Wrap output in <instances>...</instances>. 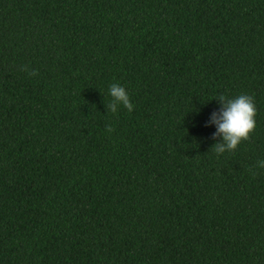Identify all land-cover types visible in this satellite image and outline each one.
Instances as JSON below:
<instances>
[{
  "label": "trees",
  "instance_id": "trees-1",
  "mask_svg": "<svg viewBox=\"0 0 264 264\" xmlns=\"http://www.w3.org/2000/svg\"><path fill=\"white\" fill-rule=\"evenodd\" d=\"M259 159L264 0H0V264H264Z\"/></svg>",
  "mask_w": 264,
  "mask_h": 264
},
{
  "label": "clouds",
  "instance_id": "clouds-1",
  "mask_svg": "<svg viewBox=\"0 0 264 264\" xmlns=\"http://www.w3.org/2000/svg\"><path fill=\"white\" fill-rule=\"evenodd\" d=\"M108 95L111 97L108 110L115 113L118 106H122L132 111L133 104L123 85L118 82L110 84ZM215 99L219 109L211 114L210 123L215 126L213 136H219V140L212 146L219 154L234 150L241 140L248 138L255 127L256 108L253 97L248 94H239L233 98L220 95ZM106 130L110 132L111 128ZM256 167L264 168V159L257 160Z\"/></svg>",
  "mask_w": 264,
  "mask_h": 264
}]
</instances>
